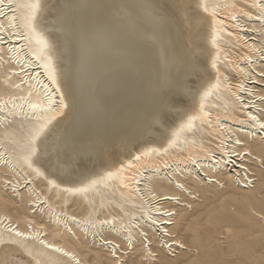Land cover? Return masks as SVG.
Returning <instances> with one entry per match:
<instances>
[{
  "label": "bare ground",
  "instance_id": "6f19581e",
  "mask_svg": "<svg viewBox=\"0 0 264 264\" xmlns=\"http://www.w3.org/2000/svg\"><path fill=\"white\" fill-rule=\"evenodd\" d=\"M263 107L264 0H0V264L199 244L197 191L264 185Z\"/></svg>",
  "mask_w": 264,
  "mask_h": 264
},
{
  "label": "rangeland",
  "instance_id": "374dc122",
  "mask_svg": "<svg viewBox=\"0 0 264 264\" xmlns=\"http://www.w3.org/2000/svg\"><path fill=\"white\" fill-rule=\"evenodd\" d=\"M249 165L246 163L244 170L249 176H252L253 182L249 185L254 186L253 188L240 187L238 179L235 180L234 186L229 185L225 180L223 187L217 184H206L195 193L194 198L190 199L189 205L181 206L189 213L188 219L194 225L199 244L192 241L190 232L180 230V240L185 244L186 249L171 248L170 251L168 247L165 249L164 245V248L160 245L161 251H157L154 247L156 242L153 243L152 237H149L150 247L153 250L151 256L145 257L139 249L130 250L129 248L128 253L122 256V263L264 264V185L259 176H253L257 172L253 173L247 170ZM250 166L252 167V165ZM253 167L264 171L259 160L253 161ZM5 189L3 185L2 193L9 196ZM57 201L55 202L56 205H58ZM0 209L7 211L16 218L27 214V208L25 210L23 207L15 209L11 203L5 204L1 201ZM68 210L78 216L87 214V208L80 204L77 199L72 200ZM110 212L113 213V211ZM33 220L34 226L44 224L43 218L36 217ZM45 224L48 229L47 232H49L50 228L47 223ZM183 224L184 222H178L180 227ZM73 231L76 233L75 236L71 233L72 231L67 229L70 238L80 252L82 261L84 260L86 264H112L106 261L107 257L110 256L108 252L110 249L97 251L100 258L99 262L96 263L95 256L88 250H98V248L93 247L92 241L90 242L91 239H88L85 233V236H81L75 228ZM144 233L147 234L148 232L145 231ZM140 246L138 245V247ZM113 254L114 252L111 255ZM24 259L25 257L18 256V259H11L9 264H24Z\"/></svg>",
  "mask_w": 264,
  "mask_h": 264
},
{
  "label": "snow or ice",
  "instance_id": "6c2138e0",
  "mask_svg": "<svg viewBox=\"0 0 264 264\" xmlns=\"http://www.w3.org/2000/svg\"><path fill=\"white\" fill-rule=\"evenodd\" d=\"M53 79H54V77H53ZM252 119L255 120L256 118H255V117H252ZM259 126H260V128L264 129V123H260ZM29 167H31V164H29ZM38 175H39V173H38ZM105 223H108V221H105ZM16 234H17L18 236H19V235H22V234L19 233V232H17ZM47 246H48V247H53L52 245H47ZM55 251L60 252V251H62V249L56 248ZM65 255H67V253H65Z\"/></svg>",
  "mask_w": 264,
  "mask_h": 264
}]
</instances>
